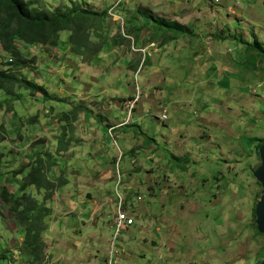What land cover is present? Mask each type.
I'll use <instances>...</instances> for the list:
<instances>
[{"label": "rangeland", "instance_id": "rangeland-1", "mask_svg": "<svg viewBox=\"0 0 264 264\" xmlns=\"http://www.w3.org/2000/svg\"><path fill=\"white\" fill-rule=\"evenodd\" d=\"M221 1L40 0V6L53 11L68 6L140 7L180 21L192 35L161 47L157 44L159 55L148 51V59L137 72L143 92L140 114L135 115V107L127 126L116 129V144L107 135L106 120L101 117L106 113L101 109H106L103 100L112 90L120 102L135 95L131 87L136 71H129L133 65H127L128 55L121 51L107 54V62L119 69L109 70V85L103 74L108 72V63L83 65L70 53V32L65 31L56 52L34 51L36 67L23 71L46 88L51 99L20 90L22 98L14 100L0 92L4 105L0 125L7 126V135L0 129V172L4 174L20 161L29 162L25 154L44 148L46 144L39 142L51 140L52 130L57 137L60 115L75 108L93 109L87 115L94 122L95 134L81 127L83 114H78L75 133L83 143L57 158L54 173L59 176L60 169L66 173L67 165L91 168L96 174H85L80 188H66L64 199L55 195L49 204L54 218L47 220L49 231L44 236L50 257L47 264H106L109 256L115 264L260 263L264 234L257 228L256 212L264 188L255 173L261 165L256 146L264 144V74L257 69L253 75L241 65V40L256 39L264 45V0H226L231 6ZM235 7L241 17L236 16ZM118 16L107 20L111 37L128 34L125 16L124 20ZM110 20L119 23V30ZM144 29L148 35L143 41L148 44L155 31ZM53 55L58 60H52ZM215 61L216 74L210 70ZM7 108H12V115ZM164 108L166 122L159 119ZM35 118L38 121L32 123ZM108 119L119 125L127 120V112L112 109ZM57 140L49 142L51 154H55ZM116 158L121 160L118 165ZM85 194L91 199L81 200ZM37 198L42 201V196ZM120 202L122 210L136 220L118 234L113 222ZM15 228L0 201V238L4 240L0 264H25L24 257L10 250L17 237L8 234Z\"/></svg>", "mask_w": 264, "mask_h": 264}, {"label": "trees", "instance_id": "trees-1", "mask_svg": "<svg viewBox=\"0 0 264 264\" xmlns=\"http://www.w3.org/2000/svg\"><path fill=\"white\" fill-rule=\"evenodd\" d=\"M40 5V0H0V92H4L14 100L22 98V94L18 93L20 90L29 92L31 97L41 96L51 99L46 88L31 81L23 71L36 67L37 58L32 56L34 51L44 50L45 53L50 54L56 52L55 50L61 42V34L65 31L70 32L68 42L71 54L82 64L89 66H96L101 61L104 62V56L111 48L117 46L121 41L125 42L129 38L128 36L135 35L144 28L153 29L155 34L151 38L152 40L143 46L154 43L161 47L187 37L186 35L192 36L190 28H186L179 22L152 15L148 10L140 7L127 8L128 5L127 7L118 5L114 10L107 9L111 6L95 10L89 7L68 6L64 11L59 8L53 11ZM116 14L122 20H124L122 16H125V18L130 17L132 21L141 20L143 24L140 28L128 29L126 26L128 34L123 32V35L118 34L111 37L108 32L107 20L110 15L117 16ZM109 23L119 30L118 22L110 20ZM124 25L125 21L121 26ZM224 39L226 38L224 37ZM137 42L138 36L135 35L134 45ZM241 43L244 45L242 49L244 60L241 65L247 71L253 72V75L258 74L257 69H260L259 72L263 71L264 74V45L256 39L252 42L241 40ZM147 59L146 56L144 61ZM132 63L133 61L128 65ZM142 64L141 57L136 66L130 68L131 71H136L132 94H135V85L138 82L137 72H140ZM139 89L141 90L140 85ZM141 93L143 92L141 91ZM3 108L4 105L0 104V109ZM7 109L11 111L9 114L12 115V108ZM84 111V109L75 108L69 114L60 115L58 123L61 131L56 138L58 140L54 149L55 154H51L48 150L42 154L37 152L30 157L28 164L20 165L6 174L0 173V183L5 182L0 185V201L10 213L16 227L17 243L13 247L17 250L14 254L23 255L26 260L25 264H47V260H49L44 242V236L49 231L47 220L53 216V209L49 207V204L55 199L58 189L67 185L64 169H60L59 176H56L54 169L58 167L57 158L61 159V155L66 153L68 148L79 143V140L74 142V138L77 137L75 133L79 120L77 117ZM54 114V112H50V115ZM37 121L38 118L31 120L32 123ZM3 127L0 125V129L7 135V126ZM260 148V144L256 146L258 156ZM4 175H7V178H4ZM50 175L53 176V179L50 178ZM6 186H10L11 190ZM32 188L36 190L35 194L28 192ZM37 196H42V201ZM257 233L260 235L259 232ZM20 238H22L21 242ZM3 242L2 237L0 243L4 244ZM261 256L259 264L263 262L264 250ZM10 258L12 260L11 256ZM12 262L15 264L14 261Z\"/></svg>", "mask_w": 264, "mask_h": 264}, {"label": "crops", "instance_id": "crops-1", "mask_svg": "<svg viewBox=\"0 0 264 264\" xmlns=\"http://www.w3.org/2000/svg\"><path fill=\"white\" fill-rule=\"evenodd\" d=\"M224 4H225V6H231V5H228V1H224ZM127 8H132L131 6H128ZM230 8V7H229ZM235 12H236V16L238 17V16H240L241 17V15L240 14H238V13H240V11L239 10H237L236 9V7H235ZM179 23H180V21H179ZM143 24V22L141 21V20H139V21H132L131 19H130V17L129 18H126V26L128 27V29L129 28H132V27H138V28H140L141 27V25ZM135 35H137L138 36V42H137V44L136 45H134V39H135ZM135 35H130V36H128L129 38H127V40H125V42H119L118 43V45L117 46H115V47H113V48H111V50H114V52L115 53H117V51H121L122 52V54H124V55H128V62H127V65H128V63H130V62H132L133 61V63H132V67H134V66H136V62L138 61V59L139 58H143V56H142V54L141 53H139V51H137V49H144L145 47H149L148 48V50H147V56L149 57V54H148V51L149 50H151L152 49V52L153 53H155V54H157V55H159L160 54V52H159V50L160 49H158V48H156L157 47V44H154V43H152V44H149V45H147V46H143V45H145L144 44V41H143V38H145L147 35H148V33H146L145 32V29H141L140 30V32L139 33H136ZM186 37H184V39H185ZM129 39V40H128ZM130 39L132 40V46H131V50L129 49V43L131 42L130 41ZM180 40H182V39H180ZM175 42H177V40L175 41ZM136 46V47H135ZM110 50V51H111ZM109 51V52H110ZM217 51V50H216ZM120 52V53H121ZM71 53V52H70ZM57 53H55L54 55H56ZM54 55L53 56H51V58H52V60H55V59H57L56 57H54ZM53 57H54V59H53ZM105 57V59H104V62H107V55L106 56H104ZM58 60V59H57ZM104 62H100L99 64H97L95 67H99V66H101ZM74 65H78L77 63H74V62H72ZM108 63V62H107ZM84 65V64H83ZM87 66H89V65H87ZM112 70V71H116V72H119V69L116 67V66H112L110 63H108L107 64V66H106V71H108L107 72V74H105V73H103L105 76H106V79H108V84L109 85H111V82H112V77H111V75L110 74H108L109 73V70ZM210 70H212V71H214V73L216 74V73H218V62L217 61H215V62H213L212 64H211V66H210ZM129 71L130 72H132L131 71V69H129ZM133 71H135V70H133ZM131 90H132V87H131ZM112 91H115V90H112ZM112 91H110L109 92V94L104 98V102H106L107 103V107H106V109H101L102 111H104L106 114H107V116H106V114H104L103 116H101L102 117V120L103 119H105L106 120V126L108 127L107 128V135H108V129L110 128V127H116L118 124H116V123H112L111 121H109V119H108V117L111 115V113H112V109H118V108H121V110H123L124 111V109L122 108V104H123V102L125 101V100H127L128 98H130L131 97V95L130 96H128L127 98H123L122 99V101L120 102V101H118V100H120L119 99V97L118 96H116V94L115 93H113ZM74 95H77V93H74ZM140 103H141V101L138 103V105H137V109H136V113H135V115L136 114H140V110H139V106H140ZM85 111L84 112H81V114L80 115H82L83 114V119H82V121H81V127L83 128V129H85V128H89L90 130L89 131H91V133L92 134H95V130L94 129H96L95 128V126L93 127V126H91V124L92 123H94L93 122V120H90V118L88 117V115L87 114H93V109L90 107V108H88V107H86V108H83ZM163 110H165V109H163ZM149 113V112H148ZM57 119V118H56ZM55 119V120H56ZM78 122H79V120H78ZM121 123V122H120ZM56 125H57V122H56ZM56 127H58V126H56ZM121 128V127H120ZM116 129H118V128H115V130H114V132L116 131ZM57 131H59V127H58V129H57ZM113 132V133H114ZM88 133V132H87ZM76 136L77 137H75L74 138V142L76 141V140H79V143H75L71 148H68V150H67V152L66 153H68V152H72V149L73 148H75V146H80V144H82L83 143V141L80 139V137L78 136V134H76ZM109 136V135H108ZM52 139L51 140H49V141H46L45 139H42V142H41V144H46V146L44 147V148H42V147H40L39 148V151H35L34 153H37V152H40V154H42L44 151H46L49 147H50V141H55V139L57 138L56 137V134H54L53 133V130H52ZM96 138H98V136L96 137ZM110 138V137H109ZM81 142V143H80ZM32 145V144H31ZM93 145H94V143H93ZM92 145V146H93ZM96 146L95 147H97V149L98 150H100V145H98L97 143L95 144ZM54 148H55V146H54ZM28 150H30L29 149V147H28ZM29 153V152H28ZM28 153L27 154H25V156L26 157H32L33 155H34V153H32V154H29L28 155ZM101 155H102V153H101ZM61 156H63V155H61ZM62 158V157H61ZM23 162L24 161H20V164H23ZM65 167V166H64ZM69 168V169H68ZM13 168L12 167H9V169L8 170H12ZM65 169H68L67 171H66V173H65V176L66 177H68V176H71V179H69V178H67V185L65 186V187H63L61 190H59L58 192H57V196L58 197H61L62 199H64L65 198V189H66V187H70L69 189H78V188H80V180L81 179H83V177H84V175L85 174H87L88 175V177L89 176H94L96 173H95V171H94V169H91V168H76V167H74V168H72V167H69V166H67L66 165V167H65ZM9 190H11V187L10 186H6ZM67 192H69V191H67ZM86 195V196H85ZM85 195H82V196H80V199L82 200V199H84L85 197L86 198H88V199H91V196L88 194H85ZM71 204L73 203V200H70L69 201ZM77 203V202H76ZM83 203H87V201L86 202H83ZM128 214V213H127ZM129 215V214H128ZM135 220H136V217L135 216H132ZM8 234V233H7ZM11 238H13V237H15V230L13 231V232H10V234H8ZM11 238H10V240H11ZM9 242L10 241H8L7 240V243L9 244ZM9 247H10V245H9ZM10 250H13V251H15L16 252V250L17 249H10ZM11 252V251H10Z\"/></svg>", "mask_w": 264, "mask_h": 264}, {"label": "built area", "instance_id": "built-area-1", "mask_svg": "<svg viewBox=\"0 0 264 264\" xmlns=\"http://www.w3.org/2000/svg\"><path fill=\"white\" fill-rule=\"evenodd\" d=\"M217 3H221V0H216ZM145 50H142L144 52ZM135 96L133 99L125 104L126 110L129 112H133L135 109L136 104L140 100L141 96V91L139 89V83L136 82L135 85ZM252 90V89H251ZM130 118V115H128L126 122L128 123V120ZM159 119L161 121H166L168 119V113L166 110H163L161 115L159 116ZM125 122V123H126ZM111 131V130H110ZM119 209L118 213L116 214L115 222H113V227H115V232L120 234L121 230L125 227L131 226L134 224V218L131 215H128L126 211L122 210V202L119 204ZM106 264H115L114 258L112 256H109L108 259L106 260Z\"/></svg>", "mask_w": 264, "mask_h": 264}, {"label": "water", "instance_id": "water-1", "mask_svg": "<svg viewBox=\"0 0 264 264\" xmlns=\"http://www.w3.org/2000/svg\"><path fill=\"white\" fill-rule=\"evenodd\" d=\"M259 153H260L261 165L255 173V178L262 184L264 188V144L261 146ZM256 216H257L256 218L258 219L257 221L258 230L261 234H264V195L262 197V202H260L257 208ZM262 264H264V259Z\"/></svg>", "mask_w": 264, "mask_h": 264}, {"label": "clouds", "instance_id": "clouds-1", "mask_svg": "<svg viewBox=\"0 0 264 264\" xmlns=\"http://www.w3.org/2000/svg\"><path fill=\"white\" fill-rule=\"evenodd\" d=\"M221 3H222V2H221ZM221 3H220V4H221ZM148 48H149V47H147V48H145V49H142V50H145L144 52H142V50H137V51H139V53H141L142 56H143V58H142V62H144V60H145V58H146V56H147L146 54H147V50H148ZM139 85H140V84H139ZM134 96H135V95H133L131 98H128L127 100H125V101L123 102V104H122V108H123L124 110H126V108H125V104H126L127 102L131 101V100L133 99ZM141 96H142V94H141ZM141 96H140V100H139V102L141 101ZM139 102H138V103H139ZM138 103H137L136 106H135L136 109H137V105H138ZM134 110H135V109H134ZM126 111H127V110H126ZM162 111H163V110H162ZM166 111H167V110H166ZM133 112H134V111H133ZM134 113H135V112H134ZM134 113H133V114H134ZM167 113H168V112H167ZM127 117H128V115H127ZM125 122H126V121H122V122L119 123V125H117L116 127H111V128L108 129V135H109L110 138H113L115 144H116V140H115V136H114V133H113V132H114L115 128H120V127H123V126H125V125L128 124L127 122H126V123H125ZM110 130H111V131H110ZM29 159H30V157H29ZM29 161H30V160H29ZM120 161H121L120 159H117V158H116L115 163L118 165ZM16 163H17V161H14V164H16ZM26 163H28L27 160H24V164H26ZM20 165H23V164H20ZM20 165H19V166H20ZM13 166H14V167H12L13 169L19 167V166H17V165H13ZM10 171H11V170H8L7 172H10ZM0 173H1V172H0ZM5 174H6V173H5ZM4 178H7V175H4ZM64 178H66V180H67V178L71 179V176L64 177ZM4 183H5V182L2 181V182L0 183V185H1V184H4ZM66 188L68 189L69 186L66 187ZM59 190H61V188L58 189V191H59ZM58 191H57V192H58ZM65 191H66V190H65ZM57 192H56V195H57ZM50 208H51V206H50ZM52 209H53V208H52ZM53 214H54V210H53ZM52 217H53V216H52ZM52 217H51L50 219H53V218H54V217H53V218H52ZM49 221H50V220H49ZM48 226H49V224H48ZM20 257L22 258L23 255L20 256ZM49 258H50V257H49Z\"/></svg>", "mask_w": 264, "mask_h": 264}, {"label": "bare ground", "instance_id": "bare-ground-1", "mask_svg": "<svg viewBox=\"0 0 264 264\" xmlns=\"http://www.w3.org/2000/svg\"><path fill=\"white\" fill-rule=\"evenodd\" d=\"M126 112H127V115H130V117H133V112H129L128 110Z\"/></svg>", "mask_w": 264, "mask_h": 264}]
</instances>
